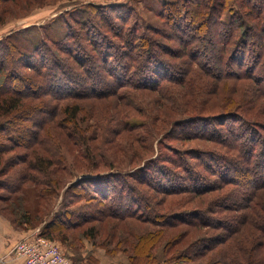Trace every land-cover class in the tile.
Returning <instances> with one entry per match:
<instances>
[{"label":"trees","instance_id":"trees-1","mask_svg":"<svg viewBox=\"0 0 264 264\" xmlns=\"http://www.w3.org/2000/svg\"><path fill=\"white\" fill-rule=\"evenodd\" d=\"M10 1L0 0V3ZM226 1L230 0H173L166 2L160 11V16L168 20H176L174 28L171 29L172 34L169 36L170 38H167L169 40L175 39L178 42L179 45L175 49H172L167 44L160 45L161 43H156L157 41L154 40V37L161 38L164 34L158 29L146 27L144 31V34L146 33L144 35L145 37L142 36L143 34L136 37L133 34L137 31L136 27H132L126 31L124 29L126 22L121 27L120 25L122 24L119 25L117 23L118 16H113L109 12H105L107 9L105 6L86 7V15H81L79 18H76L72 26L69 24L73 28L68 27L63 37L64 39L59 40L54 37L49 39L53 47H57V51H66L71 56V60L78 61L74 62L80 70L78 73L70 69L66 64L61 63L56 56L52 58L51 65L45 63L46 61L43 58L38 60V62H34V55L15 48L18 52L16 61H29L28 63L32 65H26L27 70L31 71L32 75L34 74L44 79V84L39 86L38 81L33 80L26 72L14 75L12 70L8 71L5 66V63L8 62L6 58H9V56L14 57L16 53L8 49L10 43L9 38L4 37L5 40L0 42V51L4 54L3 57H0V121L4 119V122L0 124V157L7 152L22 148L28 142V139L34 140L35 143L38 142L41 149L44 146L43 144H45L44 137L47 136V131L50 132V130H44L43 127L36 126L37 122L34 117L30 118L31 113H34L36 108L29 109L32 104L27 101H33L46 96L52 101L60 102L56 104V107L53 106L54 109L51 111L52 121L55 119L60 120L55 124L61 126V129H64V135L69 137L72 134L65 128V123L77 126L81 122L77 118L82 107L78 101L84 100L87 96H94V99H103L106 96L120 97V91H123L125 85L124 81H127L133 74L137 75V80L136 82H130L128 84L130 87L136 89L142 88L161 95L162 97L160 96V98L162 99H166L168 98V94L165 85L170 83L178 86L180 91H183V96L186 98L187 103L193 102V97L198 96V98H201L200 96H202V93L193 86L192 79L194 81L193 83H196V81L203 80L205 76L212 78L215 81V91L217 92L221 84L224 85L221 86L224 88L226 83L235 82V84L230 85L228 88L230 91L235 89L231 97L228 98L230 100L228 103L235 107H237L235 103H239V100L237 99L233 104L235 101L234 94H236L239 88L244 87L240 81L248 80L253 84L250 87L255 92V97L248 101V109L246 108L245 112L256 110L259 103L257 96L264 99V72L257 74L259 68H262L264 71V0H233L232 2L230 1V3H233L231 6L230 4L226 6ZM204 2L206 3L200 13V5ZM96 13L99 14L98 18H96L97 15L95 16ZM67 14L68 16L70 15L69 13ZM224 17L227 18L224 19ZM105 19L108 20L106 24L108 26L103 31L104 26L102 25V20L105 21ZM179 20L192 22V24L196 22L198 24L194 26L191 24L186 25L184 29L180 24H177ZM94 21L98 23V27L102 26L100 29L102 42H96L92 38H89L90 36H86V28L94 23ZM203 23L205 25L209 23V34L207 32L208 36L204 38L200 37L199 42L197 38H194V34L201 31L200 28L204 25ZM74 27H77V30H74ZM83 31H85V35L83 34L84 37L82 39H85V42L89 44L88 46L94 53V56L82 57L78 54H72V47L80 48L76 36L79 37L80 32ZM147 33H151L152 36H149ZM73 38L76 39L73 40ZM113 39L118 40L120 43L116 44L112 42L111 40ZM212 40L216 43L212 44ZM45 41L41 39L36 45V49L44 46ZM200 49H210L213 53L206 55L204 52L201 53L199 51ZM240 49H243V54H238ZM197 55L201 56L198 62L194 61L196 59L194 57ZM166 56L168 58H164ZM245 60L249 62L244 64ZM99 61L101 62V66L94 65ZM174 61L180 62V64ZM49 66L52 67L49 68ZM49 69H51L50 72ZM63 101L66 103L62 104ZM44 102L48 104L50 101L45 100ZM187 103H185V106ZM261 106H264V103ZM234 109L232 106L228 108L224 102L216 113L224 117L229 115V113H234L227 112L228 110ZM31 110L34 112H30ZM261 111L263 112L262 108H259V112ZM234 114L239 119L233 121L230 119V121H227V118H225L220 123L217 121L213 122L211 117L210 120L208 117L202 115L195 117L188 116L191 120L195 118L208 121L204 126H199L201 130L199 136H202L201 138L210 137L215 139L217 143H213L232 150L234 152L233 155L221 150H201L191 157L185 154L183 150L178 151L172 149L174 151H172L174 153L173 155L175 156L177 154V157L174 158L167 155V159L162 160L163 163L158 159L148 158L142 163V166L140 165L141 167H136L134 175H132L133 173L131 175L124 174L119 169L109 172L91 170L89 173L79 174L80 181L75 182V184L73 183V187L70 186L71 191H69V194L73 197L72 200H84L87 206L90 203H95L98 206H103L106 210L98 216L96 214L98 210L93 212L92 210L86 209L85 206H82L78 210L71 209L61 212L54 215V219L44 228L40 235L50 241L59 240L76 250L79 249V243L83 240H88L92 245L98 246L99 224H93L83 230L80 229L90 222L98 223L103 221L104 217L101 219V216L109 217L112 220L130 219L133 215L126 213L132 207L130 202L136 208L139 207V204H135L136 202H133V199L132 201L130 198H123V190L126 189V197H129L131 193H137L139 199L144 203V206L148 207L149 214H145L148 222L157 223L161 227H173L183 225L187 222L188 224L185 225L198 228L206 227L207 231H218L217 237L210 239V241H214L213 245H216V247H220L222 243H226V238H232L236 233L238 234L243 230L244 225H248L259 233L258 237L261 245L257 248L258 252L256 256L251 255L252 248L248 251L247 258L249 257L250 259L251 257L250 260L253 263L247 264H264V196L261 194V191H264L263 172H261L264 171V149H260L258 152L260 155L258 163L252 162L253 155L256 154L255 146L243 143L238 144L237 142L240 136H244L243 133H249L252 138L255 137L254 135H256L257 130L250 126L253 123L249 121V119H253V116L250 115L246 118L236 112ZM237 120L242 125L240 130L237 129L239 126H236ZM183 123V118H179L173 122L172 128L173 126H177L173 133L180 131ZM185 124H188V122ZM125 125L128 130L139 127V124H136V122H125L124 127ZM188 125H185L186 130L193 129V127H188ZM255 126L264 130L262 124L260 126L256 124ZM214 127H217V130ZM222 129H225L228 134L225 138L222 137V134L225 133ZM170 130L168 131L169 133L166 132L165 134H168L167 137L169 138L171 137ZM175 136L177 137L176 139L181 137L178 134ZM83 138L85 140L87 139L84 134ZM245 138L248 137L245 135ZM164 139H166V136H164ZM262 145L264 146V142ZM31 148L25 154L26 166L15 171L14 176L12 174L10 176L9 170L15 167V165H12L11 161L7 162L6 160L8 159L2 160L1 157L0 189L6 192V194L0 195V200L11 201L15 194H21L23 196L29 189L24 186L26 183L37 187L42 186L45 189L52 187V185L56 189L63 186L65 177L61 176V173L65 172L67 174V168H69V165H65L66 153L58 151V154H48L45 151L46 153L41 155L39 150ZM89 153V157L92 158V163L90 165L87 163V165L90 168L99 166L100 162L98 161V157L92 155L91 152ZM185 155L191 158L193 162L195 161L194 163L199 159L200 164L191 163L188 161L189 158H185ZM80 157L83 159V162H87V158ZM20 159L23 161L22 157ZM239 161H242L241 165H239ZM166 163L170 166L174 165L175 168L182 167L183 171L187 173L184 179L188 180L189 184L185 186L179 185L173 174L174 170L172 171L171 168L167 167ZM201 164L205 169L199 167ZM215 167L219 170L217 171ZM230 168L236 170L235 172L240 176L239 179L230 178ZM207 169L213 176L217 172L222 174L224 183L214 186L211 180L207 179V176L201 174V172H206ZM34 171L38 174L35 175ZM150 171L153 172L158 183H164L168 187H161L160 190L169 193L186 192L188 193L187 203L202 198L200 201L201 204L197 203L195 205L196 207L194 206L191 210L165 215L170 218L169 223L159 222L158 218L161 215L155 212L154 207H151L153 205L152 197L151 195L146 196L142 188L143 185L148 186L149 189L157 192L147 183L148 180H145V177H149L148 173ZM8 173L9 177L4 178ZM124 175L132 180L133 183H137L140 188L130 185L128 180H126L127 178H123L122 180L121 178ZM249 175L251 176L249 178L250 182L255 184L251 188L242 187V183L247 180ZM48 176L50 178H47ZM113 177L116 178L112 179ZM75 188L80 189L81 192L72 193ZM110 188L115 194L113 197L108 195ZM224 188L225 194L219 197L220 191ZM212 193L215 194L210 197L211 199L208 198L207 196ZM18 197L20 196H17L15 199ZM37 197L39 199L41 198L39 195ZM107 199L111 200L109 205L104 204V201ZM224 202L230 204H225ZM40 205H42L41 208L44 210L49 207L47 204ZM3 212L0 209V215H4ZM226 212H229V214H224L223 217L220 215ZM45 216L46 214L39 210L30 213V210L24 209L21 216H18L19 220L15 221L11 220V218L8 220L12 226L23 229L26 226L29 229L35 223L41 222ZM177 216L180 219L174 220L177 219ZM74 230L79 231L78 235L67 234L68 231ZM154 236L155 238H159V233H153ZM189 237L194 238L197 236L189 234ZM203 241L206 242V239ZM76 242L78 245L74 244ZM146 242L143 239V244L139 252L130 255L132 257L131 260L139 261L140 264H150V261L154 264L174 263L172 258L165 257L164 252L161 256L162 262L158 261L157 257L151 251V245L146 246ZM155 243L157 244L158 241ZM104 247L111 252L112 248H108L106 244ZM211 249L210 247L207 251ZM223 249L224 251L218 254L221 255V253H224L223 258L226 262L221 261V257L217 254L219 258L215 259L216 264H241L236 258H233L235 256L230 255L232 250L229 251L227 248ZM187 253L190 254V259L195 260L203 257L208 252H204L203 255L194 254V256H191L193 252L189 249ZM237 256L240 255L237 254Z\"/></svg>","mask_w":264,"mask_h":264},{"label":"rangeland","instance_id":"rangeland-1","mask_svg":"<svg viewBox=\"0 0 264 264\" xmlns=\"http://www.w3.org/2000/svg\"><path fill=\"white\" fill-rule=\"evenodd\" d=\"M169 1L173 0H11L7 3H0V42L5 40L4 37L9 38L8 40L10 43L8 49H10L11 52L16 53L14 57L8 55L9 58H6L8 62L5 63V66L8 71L12 70L14 75L26 72L33 78V80L38 81V86L44 84L43 78L34 74L32 75L31 71L27 70V67H25L29 64L32 65L31 63H28L29 61H16V56H18L16 49H20L25 53L34 55V62H38V60L43 58L46 61L45 63L51 65L52 58L56 56L59 58L61 63L66 64L70 69L78 73L80 70L74 63L78 61L74 59L71 60V56L69 53H66V51H57V47H53L49 39H51V37L59 40L64 39L63 37L68 27L72 29L73 27L71 26L73 25V21L81 15H86V7L90 6H105V8H107L105 12H109L113 16H118L117 23H119V25L122 24L120 25L121 27L126 22L124 24V29L126 31L132 27H136L137 31L136 33H133L136 37L142 34V36H144L146 34H144L146 27L160 30L164 34L161 38L154 37V40L157 41L156 43H161L160 45L167 44L172 49H175L179 45L178 42L175 41V39L169 40L167 38H170L169 36L172 34L171 29L174 28L176 20H168L167 18L165 19L160 16V11L163 9V5ZM230 1L232 2L233 0ZM230 1H226L225 5L228 6V4H230L231 6L233 3H230ZM205 3L206 2L200 5V13ZM67 13L70 15L68 16ZM96 15V18H98L99 14L96 13L95 16ZM226 18L227 17H224V19ZM102 21V25L104 26L103 31H105L107 29L106 26H108L106 25L108 20L105 19V21ZM194 23L195 24L187 21L184 22L182 20L177 22V24H180V26L184 29L186 28V25L188 26L191 24L194 26L198 24L196 22ZM97 24L98 23H95L94 21V23L90 24L89 27L86 28V36H90L89 38H92L96 42H102V36H100V29L102 26L98 27ZM203 24L204 25L200 28L201 31L194 34V38H197L199 42L200 37L204 38L205 36H208L207 32L210 28L209 23L206 25L205 23ZM74 30H77V27H74ZM84 32L85 31L80 32L79 37L76 36L79 41L80 45H78L80 48L77 49L72 47V54H78L82 57L94 56V53L88 46L89 44L85 42V39H82L85 35ZM147 34L152 36L151 33ZM110 36L112 35L110 34ZM41 39L46 40L45 44L44 46H40V48L36 49V45ZM75 39L76 38H73V40ZM111 41L116 44L120 43L116 39ZM211 43L213 44L216 42L212 40ZM240 50L238 51V54H243V49ZM199 51H201V53L204 52L206 55H211V53H213L210 49H200ZM3 56L4 54L0 51V57ZM200 57L201 56L199 55L195 56L194 58L196 59H194V61L198 62L201 59ZM164 58L168 57L166 56ZM174 62L180 64V62ZM247 62L249 61L245 60L244 64ZM94 65L101 66V62L99 61ZM50 67L52 66H49V68ZM99 69L101 70V68ZM50 71L51 69H49V72ZM262 72H264L263 69L259 68L257 74H262ZM131 76L132 77H130L127 81H124L125 85L123 91H120V97L106 96L103 99H94V96H87L84 100L78 101L82 107L80 108L77 118L81 120V122L77 126L65 123V128L72 134V136L69 137L64 135V129H61V126L55 124L60 120L55 119L52 121L53 118L51 111L54 109L53 106L56 107V104L60 102L52 101L46 96L43 98H37L33 101H27L32 104H30L31 108L29 109L36 108L35 112L32 110L30 111L34 112L31 113L30 118L34 117L37 122V127L41 126V128L43 127L44 130H50V132L47 131V136L44 137L45 144H43L44 146L42 148L44 151L39 147L38 142L35 143L34 140L32 141L28 139V142H26L23 146L27 148H18L1 156L2 160L8 159L6 160L7 162L11 161L12 165H15V167L9 170L10 176L11 174L14 176L15 171L26 166L25 164L27 161L25 154L29 152L33 145L35 146L31 149L39 150L41 155L46 152L48 154H58V151L65 152V165H69V168H67V174L65 172L61 173V176L65 177V181L63 186L59 189H56L53 185L52 187L45 189L42 186L37 187L26 183L24 186L29 189L23 196L21 194H15L11 201L0 200V209L4 211V215H0V217L6 220L9 224L10 222L8 219L11 218V220L15 221L19 220L18 216H21L24 209L30 210V213H34L36 210H39L40 212L46 214L41 222L35 223L33 227H28L29 229H27L26 226L25 229H23L10 224L13 230L21 233V238L19 240L35 233L41 234L44 228L54 219V215L61 212L71 209L78 210L82 206H85L86 209L92 210L93 212L98 210L96 212L98 216L106 210L103 206H98V204L95 203H90L87 206L84 200H72L73 197L69 194V191H71L70 186L73 187L75 182L80 181L81 178L79 177V174H85L86 172L89 173L91 170L109 172L119 169L122 170L124 174L131 175L133 173L132 175H134L136 167L140 165L142 166V163L148 158L162 161L167 159V155L174 158L177 157V154H175V156L173 155V150H183L185 154H188L191 157L201 150H221L223 152H227L228 154H234L232 150H228L227 148L215 144L217 143L215 142V139L210 137L201 138L202 136H199L201 134L199 126H204V124L208 121L195 118L191 120L188 116L195 117L202 115L208 117L209 119L211 117L213 122L217 121L218 123L223 122V119L225 118H227V121H230V119L232 121L239 119V117L234 114L235 112L246 118L250 115L253 116V121L250 119L249 121L253 123L250 124V126L257 130L256 135H254L255 137L252 138L251 134L243 133L244 136H240L237 143L254 145L256 154L253 155L252 162L258 163V160L260 159L258 152L260 149H264V146L262 145L264 142V130L256 127L255 125L257 124L260 126V124H262L264 126V106H261L262 103H264V99L257 96V101L259 103L256 110L245 112L248 106V101L255 97V92L252 91L250 87V85L253 86L251 81H240L244 87L241 89L239 88L240 90L238 89V92L236 91V94H234L235 101L233 104L237 101V99L239 100V103H235L237 106L235 107L234 105L228 103L230 101L228 98L231 97L235 90L230 91L228 88L230 85L235 84V82L226 83L224 88L221 87L224 86L221 84L217 92L215 91V81L212 78L205 76L203 77V80L196 81V83H193L194 81L192 79L193 86L202 93V96H200L201 98H198V96L193 97V102L187 103L186 98L183 96V91H180L178 86L167 83L165 87L167 89L168 98L162 99L160 98L161 95L148 90L130 87L128 84H130V82H136L137 80L136 74ZM45 100H49L50 102L47 104V102H44ZM224 102L227 104L228 108L232 106L235 109L227 111L234 113H229V115L222 117L218 115L216 111L224 104ZM65 103L66 102L63 101L62 104ZM185 103H187L186 106ZM259 108H262L263 112H259ZM23 113L25 114V112ZM179 118H183L184 123L181 125L180 131L173 133L177 126H173L172 128V124ZM3 120L4 119L0 121V124L4 122ZM125 122H136V124H139V127L133 130H128L126 125L124 127ZM186 122H188V124L190 122V124H185ZM185 125L193 127V129L190 128L186 130ZM236 126H239L237 127L238 130L242 127L239 120H237ZM214 128L217 130V127ZM169 130L171 133L170 138L167 137L168 134L165 135ZM222 131L225 132L222 134L223 138L228 136L225 129H222ZM83 134L85 138H87L86 140L83 138ZM176 134L181 135V137L176 139ZM245 135L248 138H245ZM164 136H166V139H164ZM60 144L61 147L59 148ZM89 152L98 157V161L100 162L99 166L92 168L89 167L92 163V158L89 157ZM79 156L87 158V162H83V159L81 157L79 158ZM20 157H22L23 161H21ZM185 158L188 159L189 157L185 155ZM188 161L193 164H200L199 159L196 160L198 163H194L195 161L193 162L191 158H189ZM241 162L242 161H239V165H241ZM87 163L89 165H87ZM166 165L171 168L172 171L174 170L173 174L179 185L185 186L186 184H189L188 180L184 179L187 173L183 171L182 167L175 168L174 165L170 166L168 163H166ZM199 167L201 169H205L202 164ZM215 169H217V171L219 170L216 167ZM230 170V178H240V176L235 172L236 170L232 168H230ZM261 172H263L262 174L264 180V171ZM9 173L4 178H8ZM34 174L37 175L38 173L35 172ZM148 174L149 177H145V180H148L147 183H149L150 186H152L157 192L149 189L148 186L143 185L142 188L146 196L151 195L153 202L151 207H154V210H156L155 212L161 215V217L158 218L159 222L169 223L170 218L165 215L177 214L180 211L189 209L191 210L197 203L201 204L200 201L202 198L195 199L192 200V202L187 203L186 199L188 198V193L186 192L169 193L160 190L161 187H167V185L164 183H158L157 178L152 171ZM201 174L203 176H207V179L211 180L214 186L224 183L222 174H219V172L213 176L207 169L206 172H201ZM250 177L251 176L249 175L247 180L242 183V187H253L255 183L250 182ZM47 178H50V176ZM115 178L116 177H113L112 179ZM123 178H127L126 175L122 176L121 179L123 180ZM12 179H14V177H12ZM126 180H128L130 185L140 188L139 185L137 183H133L132 180L128 178ZM224 190L225 188L220 191L219 197H222V195L225 194ZM79 192H81L80 189L75 188L72 193L75 194ZM123 192V198L133 199L134 201H132L136 202L135 204H139L138 210V208L130 202L132 207H130L129 211H126V213H131L133 215L130 219L112 220L109 217L106 218L105 216H101V219L104 217L103 221L98 223L90 222L88 225L80 229L83 230L93 224H99L98 227H100V232L97 239L99 242L98 246L92 245V243L88 240H83L79 243V249L76 250L70 248L67 244L62 243L59 240H51L59 247L62 254L69 259L72 264H140L139 261L136 262L131 260L132 257H130V255L139 252L141 245L143 244V239L147 241L146 246L151 245V251L154 253V256L157 257L158 261H161V256L164 252L166 258L173 259V264H216L215 259L219 258V256L221 257V261L226 262L223 258L224 253H221V255L218 253L223 252V248H227L229 251L232 250L230 255L235 256L233 258H236L241 264L253 263V261L250 260L251 257L250 259L249 257L247 258L248 251L252 248L251 255L256 256L258 252L257 248L261 245V242L258 237L259 233L254 231L248 225H244L243 230L238 234L236 233V235L232 238H226V243H222L220 247H216V245H213L214 241H210V239L216 238L218 231H207L206 227L198 228L185 225L188 224L187 222L183 225L173 227H161L157 223H150L147 221V217L145 215L149 214V209L147 206H144L142 200L139 199V195H137V193H131L129 194V197H126V189H124ZM5 194L6 192L0 189V195ZM214 194L215 193H212L207 197L210 198ZM261 194L264 196V191H261ZM38 195L41 197L40 199L37 197ZM108 195H111L110 197L115 195L111 188ZM17 196L20 197L15 199ZM110 202L111 200L107 199L104 201V204L109 205ZM224 203L230 204L228 202ZM40 204H47L49 207L44 210L41 208L42 205ZM224 214H229V212L221 213L220 215L223 217ZM176 218L177 219L174 220L180 219L178 216ZM78 232V230L68 231L67 234L78 235ZM156 232L159 233V238H155V236L153 237V233ZM189 234L196 235L197 237L191 238L189 237ZM204 239H206V242L203 241ZM157 241L158 243L156 244L155 242ZM74 244L78 245L77 242ZM105 244L108 248H112L111 252L109 249L105 247L103 248ZM163 245L164 247H162ZM157 247L158 249H156ZM210 247L212 249L207 251ZM189 249L193 252L191 256H194V254L203 255L204 252L208 253H206L203 257L193 260L189 258L190 254L187 253V250ZM237 254L240 256H237ZM151 262L152 261H150V264H154ZM0 264H3V258H0Z\"/></svg>","mask_w":264,"mask_h":264},{"label":"built area","instance_id":"built-area-1","mask_svg":"<svg viewBox=\"0 0 264 264\" xmlns=\"http://www.w3.org/2000/svg\"><path fill=\"white\" fill-rule=\"evenodd\" d=\"M22 264H72L52 241L42 237L40 233L23 237L13 250Z\"/></svg>","mask_w":264,"mask_h":264},{"label":"crops","instance_id":"crops-1","mask_svg":"<svg viewBox=\"0 0 264 264\" xmlns=\"http://www.w3.org/2000/svg\"><path fill=\"white\" fill-rule=\"evenodd\" d=\"M21 233L13 230L10 224L0 217V258H3V264H22V259L18 258L12 250Z\"/></svg>","mask_w":264,"mask_h":264}]
</instances>
